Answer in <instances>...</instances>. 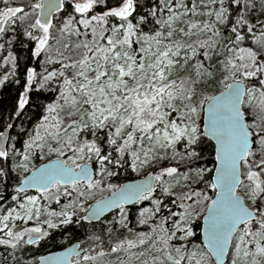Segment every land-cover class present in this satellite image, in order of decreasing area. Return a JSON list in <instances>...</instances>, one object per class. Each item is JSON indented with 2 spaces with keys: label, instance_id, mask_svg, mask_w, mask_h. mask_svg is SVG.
Instances as JSON below:
<instances>
[{
  "label": "snow or ice",
  "instance_id": "snow-or-ice-1",
  "mask_svg": "<svg viewBox=\"0 0 264 264\" xmlns=\"http://www.w3.org/2000/svg\"><path fill=\"white\" fill-rule=\"evenodd\" d=\"M5 51L0 264H264V0H0Z\"/></svg>",
  "mask_w": 264,
  "mask_h": 264
},
{
  "label": "trees",
  "instance_id": "trees-1",
  "mask_svg": "<svg viewBox=\"0 0 264 264\" xmlns=\"http://www.w3.org/2000/svg\"><path fill=\"white\" fill-rule=\"evenodd\" d=\"M21 2V0L19 1ZM24 2H27V0H24ZM7 54V53H6ZM14 55H17L19 57V69L17 70L18 75H23L24 67L32 66L27 57L28 52L20 48L18 45L14 48ZM7 68L10 70L11 66L8 65ZM4 72L5 68L2 69ZM17 90L18 86L14 83H7L4 87L0 88V130H2L3 123L7 122L8 114L12 108L13 105V98L17 96ZM42 98V97H41ZM15 123L19 125L21 123L20 120H16ZM25 126H28V121H23ZM13 134L15 132L13 131ZM19 146V145H18ZM38 161V160H36ZM41 160H39L40 162ZM211 166V165H209ZM143 173H141L139 176H142ZM138 177L137 175H133L130 172L129 173H121L118 177H115L112 182L113 183H120L121 181L125 179H130ZM211 195V192L209 193ZM53 207H56L53 205ZM131 207V206H129ZM135 209H133L134 213ZM117 215V210L112 211L111 213L105 215L101 219H99L96 222H82L83 226L80 225H73L69 229H56V230H50L52 232V236L54 239H49L46 241H42L40 245H33V246H25V251L22 253H18V255H21L24 259H32L33 257H36L42 252L53 250L60 248L64 246L67 243H70L75 240H79L84 248L93 247L97 248V244L93 243L92 241L88 240V236L95 232L96 234H102V228L109 227V221H111L112 217ZM131 219H133V215L130 216ZM107 235L104 234V239L102 242L103 248L105 251L108 250V242H107ZM100 249L97 248V251ZM114 257H106L105 261L108 259H113ZM75 261V257L73 258V262Z\"/></svg>",
  "mask_w": 264,
  "mask_h": 264
},
{
  "label": "water",
  "instance_id": "water-1",
  "mask_svg": "<svg viewBox=\"0 0 264 264\" xmlns=\"http://www.w3.org/2000/svg\"><path fill=\"white\" fill-rule=\"evenodd\" d=\"M46 161H43L41 163H44ZM40 164V163H39ZM38 164V165H39ZM37 165V166H38ZM143 176H138V177H134V178H130V179H125L123 181H121L120 183H130V182H133L134 180L136 179H141ZM29 191H34V190H29ZM110 195V192L104 196H108ZM102 197V196H101ZM101 197H98L96 199H94L91 203H95V200H99ZM114 211V210H113ZM109 214L108 212H105L104 214H102L101 218L104 217L105 215ZM100 218V219H101ZM98 220H93L91 222H96ZM91 222H87V223H91ZM77 244H80L82 248H84L81 244V242L79 240H75V241H72L70 243H67L65 244L64 246L60 247V248H57V249H53V250H49V251H46V252H43L41 254H39L37 257L39 256H47V255H51L52 253H58V252H64L66 249H69V248H73L74 246H76Z\"/></svg>",
  "mask_w": 264,
  "mask_h": 264
},
{
  "label": "rangeland",
  "instance_id": "rangeland-1",
  "mask_svg": "<svg viewBox=\"0 0 264 264\" xmlns=\"http://www.w3.org/2000/svg\"><path fill=\"white\" fill-rule=\"evenodd\" d=\"M19 1L20 0H17V3H19ZM6 55V51L5 52H2V53H0V76H2L3 74H4V72H2L3 70V56H5ZM14 135V134H13ZM54 158V157H53ZM41 162H43V161H40L39 162V160L38 161H35V163L38 165L39 163H41ZM121 173H123L124 174V172H121ZM131 174H133V175H137V174H135V173H131ZM143 176V175H142ZM109 192H104V193H99V192H97L96 193V195H95V199L96 198H98V197H101V196H104V195H106V194H108ZM29 194H36L34 191H29ZM93 200H91V201H89V203H91ZM133 220H134V215H133ZM29 226H32L31 225V222H30V225ZM46 227V226H45ZM0 251H2V248H0Z\"/></svg>",
  "mask_w": 264,
  "mask_h": 264
}]
</instances>
